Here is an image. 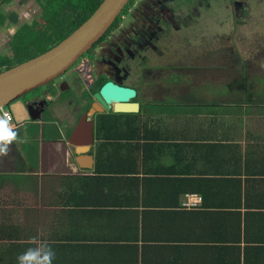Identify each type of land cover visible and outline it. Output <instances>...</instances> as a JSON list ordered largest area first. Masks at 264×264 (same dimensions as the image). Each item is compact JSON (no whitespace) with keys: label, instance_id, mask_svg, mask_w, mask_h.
Listing matches in <instances>:
<instances>
[{"label":"crops","instance_id":"crops-1","mask_svg":"<svg viewBox=\"0 0 264 264\" xmlns=\"http://www.w3.org/2000/svg\"><path fill=\"white\" fill-rule=\"evenodd\" d=\"M251 78L263 89L207 93L225 108L219 119L200 105L173 116L162 101L144 120L85 117L70 139L12 104L19 139L0 157V264H16L31 237L49 242L53 264H264V111L246 110L264 74ZM234 102L247 112L227 114Z\"/></svg>","mask_w":264,"mask_h":264},{"label":"flooded vegetation","instance_id":"flooded-vegetation-1","mask_svg":"<svg viewBox=\"0 0 264 264\" xmlns=\"http://www.w3.org/2000/svg\"><path fill=\"white\" fill-rule=\"evenodd\" d=\"M104 1L70 0L66 5L63 0H57L55 20L70 36ZM42 7L41 0H0V62L7 59L10 63L6 55L13 52L11 45L16 44L22 34L32 35V39L22 41L21 38L15 50L17 53L22 47L29 59L12 68L50 51L65 40L59 42L52 35L56 29L44 21L46 13ZM250 8V0H133L107 34L72 69L30 94L36 105L31 113L41 121L56 120L60 127H67L64 137L73 138L74 128L85 117L98 121L117 113L115 106L106 110L95 98L105 85L112 83L136 92V97L126 107L138 104V108L132 106L137 109L133 113L117 114H137L139 120H144L147 114L144 115V108L153 104L146 103L148 92L158 96L163 91L162 82L154 86V81L163 77L160 73L163 71L154 67L153 58L172 34L191 28L195 20L217 17V13L220 18L228 13L229 17L247 20ZM84 16L89 17L81 23ZM36 21L43 25L32 32ZM10 69L2 67L0 74ZM174 76L184 77V72ZM132 79L137 80L138 85H132Z\"/></svg>","mask_w":264,"mask_h":264},{"label":"rangeland","instance_id":"rangeland-1","mask_svg":"<svg viewBox=\"0 0 264 264\" xmlns=\"http://www.w3.org/2000/svg\"><path fill=\"white\" fill-rule=\"evenodd\" d=\"M263 1L264 0H250V15L247 20L229 17L228 13L225 18H220V15L217 13V17L203 21L202 19L195 20V24H192L191 28L184 29L182 32H174L169 41L161 46L159 52L156 53L153 58L154 67L163 71L160 72L163 77L154 81V86L163 83V91H161L158 96L163 93L169 95L170 92H179V94L182 95L181 99L188 100L183 103V105L177 106L171 102V100L177 101L175 99L176 96H173L167 103L170 109L173 110L175 107L178 108L180 106H185L189 109V107L193 105V99H195L196 102H200L198 96H184L189 95L192 87L199 90L198 94H206L205 97H200V99L204 98L203 101H209L208 98L210 97H207V93H209V91L212 92L213 89L217 88L218 90L229 92L227 90L230 88L231 83L239 77L236 73L237 70L254 68L256 65L264 67V64L259 62V58H261L262 55L264 61ZM33 25L34 27L31 29L32 32L43 24L36 21ZM53 28L59 30L61 26L57 24L53 26ZM23 37L24 34L19 37L16 44L13 43L11 45L10 49L13 50V52L6 55L10 60V65L20 64L29 59V57H26V54L23 53L22 47L19 48L17 53L15 50L18 47L19 40ZM218 59H221L225 63L214 68L215 61ZM210 63L212 69L209 68ZM224 68L229 69H225L222 73H218V71ZM258 71H252V73L264 74L263 70ZM183 72L184 77H182V80L179 79V83L174 79L176 77L174 74L180 73L181 75ZM130 83L132 85H138L137 80L132 79ZM172 83L176 85H172ZM259 87L257 81H250L248 89H257ZM260 89L263 88L260 87ZM154 93L155 92L150 94L148 92L149 97L146 103H153L152 105H155L158 103L157 101L162 102L167 100L168 96L159 99L157 96H153ZM29 96L31 97V95ZM190 97L191 102L188 99ZM147 112L148 109L144 108V115ZM234 117L236 118L238 116ZM232 122L235 123V121Z\"/></svg>","mask_w":264,"mask_h":264},{"label":"water","instance_id":"water-1","mask_svg":"<svg viewBox=\"0 0 264 264\" xmlns=\"http://www.w3.org/2000/svg\"><path fill=\"white\" fill-rule=\"evenodd\" d=\"M132 1L105 0L85 24L58 46L1 73L0 109L9 108L17 101H24L28 112L31 108H35L32 97L28 98V96L48 86L72 69L107 34ZM135 97V91L120 88L112 83L105 85L95 96L106 110L115 106L117 113H133L137 110L132 107L138 108L137 103L126 107Z\"/></svg>","mask_w":264,"mask_h":264},{"label":"trees","instance_id":"trees-1","mask_svg":"<svg viewBox=\"0 0 264 264\" xmlns=\"http://www.w3.org/2000/svg\"><path fill=\"white\" fill-rule=\"evenodd\" d=\"M10 1V0H9ZM42 1V8L45 9V15H44V21L49 24V25H59V22H57L55 20V6H56V2L57 0H41ZM63 3L66 4V5H69L70 4V0H63ZM88 12L91 11V8H88L87 10ZM89 16H84L82 19H81V23L87 19ZM43 21V20H42ZM80 23V24H81ZM79 24V25H80ZM56 30L53 32V36L55 37L56 40H58L59 42L60 41H63L64 39H66L69 34L68 32H66L65 30H63L62 28L57 30V28H55ZM32 39V35H26L23 37L22 41H27V40H31ZM263 56V55H262ZM259 58V62L264 64V61H263V58ZM219 57V56H217ZM222 63H225L224 61H222L221 59H218L215 61V66L214 68H216V66L222 64ZM210 69H212V66L209 65ZM2 67H6L7 69H10L12 68V65H10V63L7 62V59H4L0 62V68ZM246 67V66H245ZM201 69H205V68H201ZM228 70L229 68H224L220 71H218V73H222L223 70ZM218 70V68H217ZM258 70H263L264 71V67L263 66H258L256 65V67L254 68H244V69H240V70H237L236 73L238 74V78H236L234 80V82L231 83L230 87H234L238 90H243V92H246V89L248 90L249 88V83L250 81L253 80V78L249 79L250 75L252 74V71H258ZM259 72V71H258ZM175 80H177L179 83V79L182 80V77L181 76H176L174 78ZM261 82H264V79L261 80ZM176 83V82H175ZM229 87V86H228ZM172 98L171 97H167V100L164 102V105H168V101L171 100ZM191 102V97L188 98ZM204 98L200 99V102H196L195 99L192 100V103L193 105H198L200 104L202 106V108H206L207 111L210 112V114L214 115L215 119H219V116L222 115L220 114L219 112L225 108H222L219 101H216L215 103H211V102H208V101H203ZM177 101H172L171 102L174 104V105H183V102H187L188 100H185V99H176ZM180 101V102H178ZM246 101V100H244ZM158 103L156 104H159L161 103V101H157ZM249 105V107L246 108V110H252V108H261L262 111H264V93H260L256 96H252L249 98V103H247ZM191 105V106H193ZM233 107H229V110L226 111L227 114L229 115H234V116H240V115H243L244 112H247V111H244L243 108H241V103L240 102H234L233 103ZM175 107V106H174ZM176 108V107H175ZM204 114H208V113H204ZM173 116H176L177 115V111H173V114H171ZM235 118V117H233Z\"/></svg>","mask_w":264,"mask_h":264},{"label":"clouds","instance_id":"clouds-1","mask_svg":"<svg viewBox=\"0 0 264 264\" xmlns=\"http://www.w3.org/2000/svg\"><path fill=\"white\" fill-rule=\"evenodd\" d=\"M18 139L19 132L12 123L11 115L0 109V157L7 156L11 151V145ZM30 243L33 246L17 256L16 264H53L56 254L48 241L31 237Z\"/></svg>","mask_w":264,"mask_h":264},{"label":"built area","instance_id":"built-area-1","mask_svg":"<svg viewBox=\"0 0 264 264\" xmlns=\"http://www.w3.org/2000/svg\"><path fill=\"white\" fill-rule=\"evenodd\" d=\"M7 109H4L3 111H6ZM6 112H8V111H6ZM9 113V112H8ZM10 114V113H9ZM11 115V114H10ZM11 117H12V115H11ZM12 119H13V117H12Z\"/></svg>","mask_w":264,"mask_h":264}]
</instances>
